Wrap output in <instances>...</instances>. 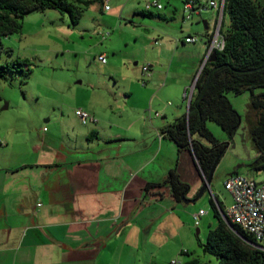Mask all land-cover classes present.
<instances>
[{
	"label": "crops",
	"instance_id": "obj_1",
	"mask_svg": "<svg viewBox=\"0 0 264 264\" xmlns=\"http://www.w3.org/2000/svg\"><path fill=\"white\" fill-rule=\"evenodd\" d=\"M163 17L174 19V13ZM200 18L205 36L194 43L183 41L193 32L191 25L183 27L182 13L183 35L176 29L155 40L149 75L142 74V89L154 91L148 108L127 125L105 117L79 135L69 132L71 141H79L67 148L44 127L28 144L0 132V264H171L188 254L192 215L201 208L186 205L203 196L205 191L198 197L193 192L203 178L192 154L178 151L161 129L186 113L183 93L195 79L210 29ZM157 87L173 91L167 105L155 99ZM126 93L129 99L132 93ZM170 169L188 185L184 197H197L194 202L175 200L166 186L145 189Z\"/></svg>",
	"mask_w": 264,
	"mask_h": 264
},
{
	"label": "rangeland",
	"instance_id": "obj_2",
	"mask_svg": "<svg viewBox=\"0 0 264 264\" xmlns=\"http://www.w3.org/2000/svg\"><path fill=\"white\" fill-rule=\"evenodd\" d=\"M149 1L153 0L74 2L79 13L75 24L71 23L68 13L53 9L27 12L19 31L0 36V64L25 60L30 68L26 76L20 71L7 72L0 80V132H9L8 136L15 144H28L32 138L41 136L44 127L47 132H56L55 140L61 148H67L79 141L78 138L71 141L74 136L69 132L79 135L92 124L80 122L75 115L77 108L100 114L94 116L97 121L109 117L112 125L115 121L120 126L127 125L135 112L143 113L154 90L146 92L142 89L145 85L141 68L149 64L152 49L157 47L155 40L161 41L164 35L172 36L171 32L176 29L180 33L178 25L183 6L182 0H157L162 9L152 8L146 15L144 5ZM255 1L264 6V0ZM172 11L174 19L163 17ZM200 16L193 17L192 23L184 21L181 24L184 28L191 25L192 34L203 38V23L196 19L210 22V32L215 12L207 11ZM228 25L229 18L224 13L222 29ZM101 54L105 57L104 63L98 60ZM158 89L155 99L163 100L167 105L173 91ZM259 91L261 89H255L254 93ZM126 92L132 93L129 99H126ZM227 97L240 117L239 126L229 138L216 123L206 122L212 135L228 145L203 196L186 205L194 210L201 208L205 214L198 219L197 225L192 224V246L188 254L176 256L178 264L186 258H196L202 264H217L215 257L202 251L198 241L204 243L208 230L216 223L208 199L216 196L223 209L231 204V196L223 186L228 175L240 174L255 182H264V168L252 167L257 153L249 130L254 119L253 114L248 113L250 93L245 90L239 94L228 93ZM141 99H146L144 107V103L138 102ZM200 139L208 145L206 140ZM200 187L193 192L197 194Z\"/></svg>",
	"mask_w": 264,
	"mask_h": 264
},
{
	"label": "trees",
	"instance_id": "obj_3",
	"mask_svg": "<svg viewBox=\"0 0 264 264\" xmlns=\"http://www.w3.org/2000/svg\"><path fill=\"white\" fill-rule=\"evenodd\" d=\"M81 1L0 0V36L19 31L23 16L33 10L53 9L68 13L71 23L75 24L79 13L73 3ZM144 13L149 15V12ZM225 13L229 25L224 30L223 49L215 52L214 60H208L198 74L188 112L161 129L178 151L188 150L192 154L203 179L228 145V142L218 141L212 135L206 122L216 123L229 138L239 126L240 117L229 102L228 93L239 94L245 90L250 93L248 113H252L254 119L249 130L257 153L252 167L257 170L264 168V6L255 0H226ZM28 65L25 60L0 64V80L7 72L20 71L26 76L30 71ZM255 89L261 91L254 93ZM156 186H166L177 201L188 191V185L179 179L175 169H170L160 183H149L145 189ZM210 205L216 225L208 230L204 243L198 241L202 251L215 257L217 264H264V251L242 240L227 224L245 240L255 244L252 236L223 218L224 209L216 199H211ZM184 264L202 263L191 258Z\"/></svg>",
	"mask_w": 264,
	"mask_h": 264
},
{
	"label": "built area",
	"instance_id": "obj_4",
	"mask_svg": "<svg viewBox=\"0 0 264 264\" xmlns=\"http://www.w3.org/2000/svg\"><path fill=\"white\" fill-rule=\"evenodd\" d=\"M225 3L226 0H182L183 21H191L193 17L200 16L206 9L215 12L212 29L208 35L205 55L200 63L195 79L188 87V92L184 91L183 93L187 106L189 105L194 82L202 67L209 60L211 53L221 51L224 47L222 17L225 13ZM104 8L107 10L108 6L105 5ZM152 8L160 10L162 9V5L157 0L146 2L144 5L145 12H150ZM198 40L199 38L196 35H188L183 39L185 43H194ZM154 44H156V41H154ZM98 60L104 63V55H100ZM141 71L143 75H149V67L147 65H143ZM75 115L83 125L97 122V119L93 115L81 108L75 109ZM223 186L231 196V204L224 210L223 218L228 219L230 223L237 225L251 235L254 239L255 247L264 251V182L258 183L240 174H230L225 178ZM204 213L200 209L192 215L194 225L198 224V219ZM176 263V260L171 261V264Z\"/></svg>",
	"mask_w": 264,
	"mask_h": 264
},
{
	"label": "water",
	"instance_id": "obj_5",
	"mask_svg": "<svg viewBox=\"0 0 264 264\" xmlns=\"http://www.w3.org/2000/svg\"><path fill=\"white\" fill-rule=\"evenodd\" d=\"M214 56H215V53H214V52L211 53V55H210V57H209V61H213V60H214ZM187 112H188V106H187V108H186V113H187ZM218 160H219V157L216 158V160L214 161L212 167L210 168V170H209L207 176L203 179V183H202V185H201V187H200V190H199V192H198L197 197H198L203 191H205V190L208 188V186H209V184H210V181H211V178H212L213 171H214V169H215V166H216ZM197 197H196L195 199H190V200H189V199H186V198L184 197V195H180V199H181V201H182L183 203L194 202V201L197 199ZM227 225H228L229 229H230L233 233H235L238 237H240V238H241L242 240H244L245 242H247V243H249V244L255 246V244H253V243H251V242H248V241L245 240L243 237H241L240 234H239V233H238V232H237V231H236V230H235L230 224H227ZM196 233H198V229H197V228H196Z\"/></svg>",
	"mask_w": 264,
	"mask_h": 264
}]
</instances>
